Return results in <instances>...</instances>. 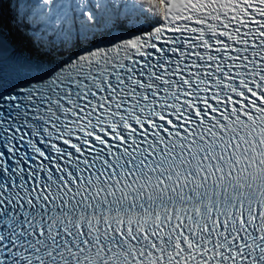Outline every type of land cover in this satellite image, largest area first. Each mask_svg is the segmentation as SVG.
<instances>
[{
	"label": "snow or ice",
	"instance_id": "obj_1",
	"mask_svg": "<svg viewBox=\"0 0 264 264\" xmlns=\"http://www.w3.org/2000/svg\"><path fill=\"white\" fill-rule=\"evenodd\" d=\"M0 264H264V0H0Z\"/></svg>",
	"mask_w": 264,
	"mask_h": 264
}]
</instances>
